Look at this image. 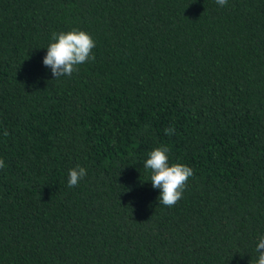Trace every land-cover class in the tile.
<instances>
[{
	"label": "trees",
	"instance_id": "obj_1",
	"mask_svg": "<svg viewBox=\"0 0 264 264\" xmlns=\"http://www.w3.org/2000/svg\"><path fill=\"white\" fill-rule=\"evenodd\" d=\"M74 28L95 59L55 78ZM165 146L194 171L173 207L144 168ZM0 159V264H254L264 0H0Z\"/></svg>",
	"mask_w": 264,
	"mask_h": 264
},
{
	"label": "clouds",
	"instance_id": "obj_2",
	"mask_svg": "<svg viewBox=\"0 0 264 264\" xmlns=\"http://www.w3.org/2000/svg\"><path fill=\"white\" fill-rule=\"evenodd\" d=\"M219 6H226L228 0H216ZM52 40L47 48V54L43 57V65L51 69L55 78L61 76H72L78 71V66L94 60L92 49L96 46L94 39L87 32L79 29H72L68 32L53 33ZM166 134H173L174 129H165ZM9 133L4 131V135ZM169 149L157 147L153 149L146 161L144 168L151 170L150 181L152 187L160 190L159 203L167 207L175 206L183 197L189 177L194 175L191 167L182 163H169ZM5 166L3 159H0V168ZM87 175L84 167L77 165L69 170L68 186H77L81 179ZM258 258L254 264H264V236H261L256 244Z\"/></svg>",
	"mask_w": 264,
	"mask_h": 264
}]
</instances>
